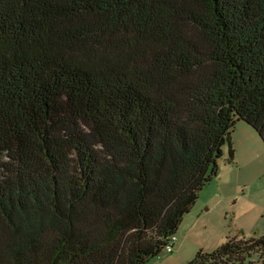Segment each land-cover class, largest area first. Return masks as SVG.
<instances>
[{
    "label": "trees",
    "instance_id": "obj_1",
    "mask_svg": "<svg viewBox=\"0 0 264 264\" xmlns=\"http://www.w3.org/2000/svg\"><path fill=\"white\" fill-rule=\"evenodd\" d=\"M238 120L264 143V0H0V264H144Z\"/></svg>",
    "mask_w": 264,
    "mask_h": 264
},
{
    "label": "rangeland",
    "instance_id": "obj_2",
    "mask_svg": "<svg viewBox=\"0 0 264 264\" xmlns=\"http://www.w3.org/2000/svg\"><path fill=\"white\" fill-rule=\"evenodd\" d=\"M230 145L232 157L223 144L216 173L183 214L172 249H161L144 264H198L193 262L197 252L209 253L226 239L264 236V143L250 125L238 120ZM247 261L261 264L254 256Z\"/></svg>",
    "mask_w": 264,
    "mask_h": 264
},
{
    "label": "built area",
    "instance_id": "obj_3",
    "mask_svg": "<svg viewBox=\"0 0 264 264\" xmlns=\"http://www.w3.org/2000/svg\"><path fill=\"white\" fill-rule=\"evenodd\" d=\"M174 241H175V235H174V234H171V235L168 237L167 242H166L165 245H164V248H165L166 250H168V251L171 250Z\"/></svg>",
    "mask_w": 264,
    "mask_h": 264
}]
</instances>
